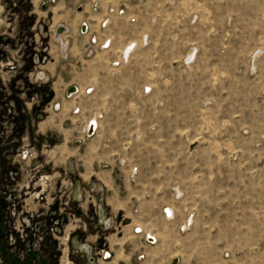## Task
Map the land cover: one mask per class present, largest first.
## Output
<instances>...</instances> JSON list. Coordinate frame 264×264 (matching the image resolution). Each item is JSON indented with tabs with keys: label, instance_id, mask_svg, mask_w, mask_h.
<instances>
[{
	"label": "crops",
	"instance_id": "1",
	"mask_svg": "<svg viewBox=\"0 0 264 264\" xmlns=\"http://www.w3.org/2000/svg\"><path fill=\"white\" fill-rule=\"evenodd\" d=\"M42 9L36 29L49 47L36 62L47 102L33 114L45 116L24 122L37 146L50 148L48 160L67 165L76 197L85 195L86 231L75 239L88 264H209L221 259L222 242L227 264L264 258V196L222 213L208 202L223 222L208 230L199 202L193 233L184 231L194 209L187 167L173 185L172 169L156 165L174 160L161 132L189 127L185 99L211 90L213 112L227 121L220 128L244 134L238 158L258 173L249 189L264 195V182L255 185L264 177V0H51ZM93 120L98 130L87 134Z\"/></svg>",
	"mask_w": 264,
	"mask_h": 264
},
{
	"label": "rangeland",
	"instance_id": "2",
	"mask_svg": "<svg viewBox=\"0 0 264 264\" xmlns=\"http://www.w3.org/2000/svg\"><path fill=\"white\" fill-rule=\"evenodd\" d=\"M49 4L51 0H0V264L89 262L75 239L78 233L86 231L83 228L88 219L84 214L85 195L80 193L76 197L74 177L66 169L67 165L48 160L50 148L38 147L30 138L31 132L27 131L24 122V119L33 118L32 122L38 123L45 116L40 112L33 114L36 109L45 107L46 98L42 85L39 86L42 81L38 79L42 67L36 61L37 55L40 58L46 56L44 50L48 46L43 27L39 33L44 39L38 37L36 21L42 17V8ZM208 57L212 58L211 51ZM183 89L187 90L186 87ZM188 92L198 93L196 90ZM204 95L185 99L190 109L187 130L174 128L161 132V143L168 147L165 152L174 160L156 164L158 168L166 165L172 169L173 176L178 169L184 171L187 167V201L194 209H190L189 222L182 228L191 233L197 203L205 202L203 223L208 230L212 222L223 223L214 219L208 202L219 203V212L222 213L228 211V203L237 207V203H260L264 196L251 192L250 176L256 175L257 171L246 168L251 163L238 158L246 152L244 134L240 130L220 128L227 125V121L213 112L219 99L213 98L211 90L205 89ZM178 101L183 99L172 100L174 104ZM228 101L229 98L222 103L228 105ZM89 126L87 134L97 132V125L93 133H90ZM176 176L173 185L179 182ZM220 179L222 182L218 186L217 180ZM202 180L204 194L199 195L198 183ZM255 180V185H260L264 177ZM207 244L212 243L206 241ZM220 245L221 259L216 262L208 259L209 264H227L226 244L222 242ZM196 249L197 243L190 240V255ZM177 250L176 255L180 256L181 250ZM102 251H110L98 250L103 260L112 257L110 253L109 258H104ZM10 253L13 254L11 263L8 260ZM238 260L243 264H264V258L239 257Z\"/></svg>",
	"mask_w": 264,
	"mask_h": 264
},
{
	"label": "built area",
	"instance_id": "3",
	"mask_svg": "<svg viewBox=\"0 0 264 264\" xmlns=\"http://www.w3.org/2000/svg\"><path fill=\"white\" fill-rule=\"evenodd\" d=\"M92 126H93V132H94L95 129H96V123H95L94 121H92V122L90 123L89 130H90V128H91ZM93 132H92V133H93ZM137 230H139V229H137ZM148 238H150L151 240L155 241V239L152 238V237H148ZM101 253H103V257H104V258H109V256H110V253H107L106 251H102Z\"/></svg>",
	"mask_w": 264,
	"mask_h": 264
},
{
	"label": "water",
	"instance_id": "4",
	"mask_svg": "<svg viewBox=\"0 0 264 264\" xmlns=\"http://www.w3.org/2000/svg\"><path fill=\"white\" fill-rule=\"evenodd\" d=\"M93 132V126L90 128V133H92Z\"/></svg>",
	"mask_w": 264,
	"mask_h": 264
}]
</instances>
